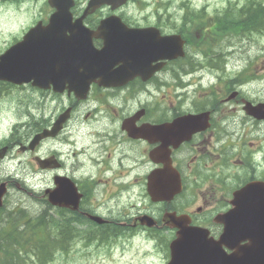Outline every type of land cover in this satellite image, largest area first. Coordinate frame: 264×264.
Returning <instances> with one entry per match:
<instances>
[{
    "label": "flooded vegetation",
    "instance_id": "obj_1",
    "mask_svg": "<svg viewBox=\"0 0 264 264\" xmlns=\"http://www.w3.org/2000/svg\"><path fill=\"white\" fill-rule=\"evenodd\" d=\"M88 1L75 0L73 15L80 13ZM26 2L39 4L40 11L11 38L12 43L35 28L36 39L43 40L50 30L53 10L48 0H0V5L18 13ZM143 21L124 23L133 28L155 26L148 20L138 24ZM82 23L95 31L101 19L89 17ZM179 31L186 37V29ZM92 43L96 49L102 47L101 40L93 39ZM195 72L185 60L165 62L151 76H136L120 85L104 86L94 81L83 97L67 91L53 93L51 85L45 90L34 88L38 100L32 135L50 131L61 116L65 120L56 133L40 139L33 152L18 148L29 140H24L23 122L12 127L8 142L0 143V152L5 149L0 153L2 171L5 163L17 156H24V160L28 157L18 163L32 169L27 168L32 183L27 181L25 169L18 179L0 173V184L5 183L7 190L0 217L8 213L7 200L15 188L33 202L16 203L17 207L12 204L10 209L49 219L54 245L62 234L69 247L134 243L147 249L146 259L153 264L169 261L170 244L182 229L180 221L204 228L217 239L223 231L217 216L233 208L234 194L249 184L257 187L255 194L261 191V117L247 114L251 107L261 109V97L250 96L249 88H242V83L221 82L205 93L203 103ZM0 85L7 91L27 87L7 82ZM205 112L209 115L204 130L182 141L184 133L180 130L185 131V127L178 121L187 114ZM166 166L177 171L181 192L169 201L154 200L149 187L168 184L157 178ZM59 183L63 185L62 206L43 198L59 192Z\"/></svg>",
    "mask_w": 264,
    "mask_h": 264
},
{
    "label": "rangeland",
    "instance_id": "obj_2",
    "mask_svg": "<svg viewBox=\"0 0 264 264\" xmlns=\"http://www.w3.org/2000/svg\"><path fill=\"white\" fill-rule=\"evenodd\" d=\"M247 1L248 0H144L141 5L129 6L122 13L124 17L132 19L152 20L158 17L161 19H179L182 16L179 8L181 3H185L188 4L189 9L193 8L195 11L203 8L206 14L209 15L208 17H213L216 13H221L223 9L229 8V4H237L239 8ZM255 1L264 4V0ZM39 8V4L26 2L20 6V9L17 10L18 13H16L13 9L0 5V55L5 52V48L12 44L11 38L19 35L23 27L28 24L30 20L38 16L40 11ZM17 30L18 33L15 34ZM201 50L209 51V48L198 47L196 51L193 49L188 50V53L194 55L195 60L204 61L205 57L203 54H200ZM218 54L220 55L218 58L219 65L217 64V67L221 70H213L211 72L214 74L209 72L205 75L208 69H204L200 72V74L204 76L197 75L200 85L207 88L217 81L216 77L222 79L235 77L238 72L247 69L248 83L242 88H249L247 92L250 96L259 95L261 101H264V35H261V37L248 36L244 38L227 35L213 48V53L211 55L213 60L211 65H214V61ZM4 91L0 92V143L9 137V129L12 128L11 125L22 119L25 124L29 122L31 126L30 129H25V138L27 139L30 137L33 130V116L35 113L36 101L38 100V93L32 88H26L20 91ZM262 145H264V123H261V146ZM14 155H16V153H14ZM27 160L28 157L24 160V156L22 158L20 156L12 158L5 163V171L0 169V173H7L9 176H14L15 179H18L25 169L24 174L26 175V179L32 183V179L28 176L32 169L27 166L24 168L22 164L18 163L19 161L24 163ZM27 168L30 170H27ZM31 202H33L31 198L21 194L17 189L13 188L7 200V210L11 211L10 206L12 204L17 207L16 203L22 205L26 203L30 205ZM35 219L32 217L31 220ZM4 223L5 221L1 218L0 225ZM48 223L50 224L49 220ZM146 250L147 249L134 243H128L123 246L117 245L114 247H84L82 244H76L69 247L65 252L55 254L44 264H153L152 261L146 259V256H148ZM26 261L27 264H39L32 259V257L27 258Z\"/></svg>",
    "mask_w": 264,
    "mask_h": 264
},
{
    "label": "water",
    "instance_id": "obj_3",
    "mask_svg": "<svg viewBox=\"0 0 264 264\" xmlns=\"http://www.w3.org/2000/svg\"><path fill=\"white\" fill-rule=\"evenodd\" d=\"M125 0H93L85 14L91 13L101 4H112L115 8ZM56 2V0H52ZM64 14V8L50 18V25L58 27ZM69 19V16H68ZM80 22V21H78ZM79 28L80 23H78ZM57 29V28H56ZM35 33L29 32L23 41L10 47L3 55L0 56V80L13 84L21 85L23 83H31V86L45 89L52 84L54 91L62 92L67 85L68 92H74L77 97H83L88 87L89 81L82 82L83 78L96 79L108 78V73H103L105 67L112 64L109 59L113 57L114 50L102 49L95 52L92 49L90 37L92 34H84V30L80 29L66 42L46 40L51 35H58L57 31H50L44 35V39H36ZM163 44L168 45L164 50L162 58L172 59L177 53L171 48L174 45V38L167 37L160 39ZM90 62L93 70L87 76L85 71H79L82 64ZM264 118V111L261 108V119ZM64 118L59 120L61 123ZM188 120V119H187ZM55 129L36 135L30 141L27 149L32 150L40 138L53 135ZM3 151V150H2ZM63 185L58 184L59 192L53 191L48 194L46 199L53 205H59L64 202L61 194ZM6 192L5 183L0 184V207L2 206V198ZM68 203V202H67ZM239 210V209H236ZM242 211V210H240ZM234 214L233 229L229 228L225 234L221 236L222 242L228 243L235 240V243L248 241L245 247L236 248L235 251L226 256L222 250H210L211 255L202 254L205 252L204 240L202 235L195 234L202 242L196 246L190 239L191 233H187L185 240H176L171 244V259L168 264H264V185L261 184V199L259 197L249 198L244 204V212ZM194 233V232H193ZM226 245V244H225ZM229 246V245H227ZM230 247V246H229Z\"/></svg>",
    "mask_w": 264,
    "mask_h": 264
},
{
    "label": "trees",
    "instance_id": "obj_4",
    "mask_svg": "<svg viewBox=\"0 0 264 264\" xmlns=\"http://www.w3.org/2000/svg\"><path fill=\"white\" fill-rule=\"evenodd\" d=\"M194 18H203V16L195 15ZM216 18L219 22L215 29L222 35L231 29L234 34L240 33V35L259 32L260 27L261 33L264 32L262 6L243 7L237 12L234 9H227L222 15H216ZM6 215L1 216L5 223L3 227L0 225V264H27L26 259L29 257L44 264L54 256L56 247L50 232L51 224L48 223L47 218L41 216L31 220L32 218L20 209L11 210ZM66 242L63 239L59 244Z\"/></svg>",
    "mask_w": 264,
    "mask_h": 264
},
{
    "label": "bare ground",
    "instance_id": "obj_5",
    "mask_svg": "<svg viewBox=\"0 0 264 264\" xmlns=\"http://www.w3.org/2000/svg\"><path fill=\"white\" fill-rule=\"evenodd\" d=\"M258 7H259V6H258ZM260 28H261V27H260ZM258 29H259V28H258ZM216 57H217V56H216ZM220 60H221V59H220ZM211 64H212V63H211ZM214 65H215V64H214ZM220 65H221V64H220ZM224 66H225V65H224ZM221 67H223V66H221ZM246 67H247V66H246ZM248 67H249V66H248ZM248 69H249V68H248ZM253 69H254V68H253ZM251 70H252V69H251ZM211 73H213V72H211ZM250 73H251V72H250ZM250 73H249V74H250ZM213 74H214V73H213ZM252 74H253V73H252ZM24 143H25V142H24ZM21 169H22V168H21ZM46 207H47V206H46ZM46 210H47V208H46ZM40 212H41V211H40ZM45 212H46V211H45ZM47 213H48V212H47ZM7 214H8V213H7ZM45 214H46V213H45ZM3 215H4V214H3ZM37 215H38V214H37ZM37 215H36V216H37ZM39 215H40V214H39ZM4 216H5V215H4ZM6 216H7V215H6ZM30 216H31V215H30ZM27 217H28V216H27ZM31 217H33V216H31ZM9 218H10V217H9ZM28 218H29V217H28ZM35 218H36V217H35ZM35 218H34V219H35ZM5 219H6V218H5ZM29 219H30V218H29ZM56 232H57V231H56ZM103 234H104V233H103ZM107 239H108V238H107ZM103 240H104V239H103ZM109 240H111L110 237H109ZM112 240H114V238H113ZM102 242H103V241H102ZM106 243H107V242H106ZM109 244L111 245V243H109ZM103 245H104V244H103ZM110 245H108V246H110ZM104 248H105V247H104ZM100 249H101V248H100ZM102 249H103V248H102Z\"/></svg>",
    "mask_w": 264,
    "mask_h": 264
}]
</instances>
